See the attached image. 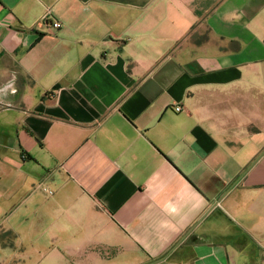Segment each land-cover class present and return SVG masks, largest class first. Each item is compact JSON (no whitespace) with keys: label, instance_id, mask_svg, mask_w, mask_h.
Instances as JSON below:
<instances>
[{"label":"crops","instance_id":"0c3cea01","mask_svg":"<svg viewBox=\"0 0 264 264\" xmlns=\"http://www.w3.org/2000/svg\"><path fill=\"white\" fill-rule=\"evenodd\" d=\"M0 264H264V0H0Z\"/></svg>","mask_w":264,"mask_h":264},{"label":"built area","instance_id":"2783aa9c","mask_svg":"<svg viewBox=\"0 0 264 264\" xmlns=\"http://www.w3.org/2000/svg\"><path fill=\"white\" fill-rule=\"evenodd\" d=\"M42 21L45 22V23L48 22V24H49L48 15L47 14H45V16L43 17ZM50 24H51L50 26L53 27V28H59L60 27V23L57 22V21L50 22ZM174 110H175V112H179L181 110V107L180 106H175ZM44 190H46V189H44ZM47 192L51 193V191H47Z\"/></svg>","mask_w":264,"mask_h":264},{"label":"trees","instance_id":"16d2710c","mask_svg":"<svg viewBox=\"0 0 264 264\" xmlns=\"http://www.w3.org/2000/svg\"><path fill=\"white\" fill-rule=\"evenodd\" d=\"M13 237H15V236H13ZM4 244L12 246V237H11V232L10 231L6 232V234H5Z\"/></svg>","mask_w":264,"mask_h":264}]
</instances>
